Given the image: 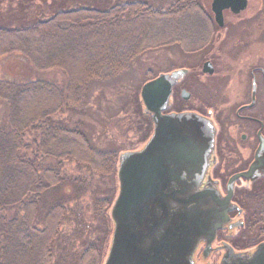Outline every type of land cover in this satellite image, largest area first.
<instances>
[{
	"label": "trees",
	"instance_id": "1",
	"mask_svg": "<svg viewBox=\"0 0 264 264\" xmlns=\"http://www.w3.org/2000/svg\"><path fill=\"white\" fill-rule=\"evenodd\" d=\"M173 5L164 10H176ZM161 10L145 0H95L56 8L28 26L0 20V57L17 52L37 71L65 76L62 84L0 80V264H92L89 253H99L101 239L89 240L92 224L108 222L118 156L127 150L95 141L120 114L141 118L139 130L150 131L138 92L157 73H143L135 91L139 77L126 85L119 77L164 44L157 28L173 16ZM96 89L93 111L88 103ZM107 90L116 95L115 108L102 101Z\"/></svg>",
	"mask_w": 264,
	"mask_h": 264
},
{
	"label": "flooded vegetation",
	"instance_id": "2",
	"mask_svg": "<svg viewBox=\"0 0 264 264\" xmlns=\"http://www.w3.org/2000/svg\"><path fill=\"white\" fill-rule=\"evenodd\" d=\"M212 1L170 2L176 10L161 11L188 20L186 42L155 49L166 63L156 76L184 70L172 82L162 114H194L212 127L204 158L174 170L179 183L197 184L208 200L193 264H221L264 243V166L244 176L256 153L264 156V0H225L218 6L221 25Z\"/></svg>",
	"mask_w": 264,
	"mask_h": 264
},
{
	"label": "water",
	"instance_id": "3",
	"mask_svg": "<svg viewBox=\"0 0 264 264\" xmlns=\"http://www.w3.org/2000/svg\"><path fill=\"white\" fill-rule=\"evenodd\" d=\"M223 3L212 1L218 25L222 22L218 6ZM183 73L182 69L163 73L140 87L139 99L153 131L141 149L118 156L117 193L108 211L113 230L103 264H193L208 200L204 191L196 190L197 184L179 183L174 170L204 158L213 135L211 125L194 114H162L172 82ZM255 161L245 177L264 166L262 154L256 153ZM171 184L176 188L166 191ZM221 264H264V243L249 255L225 257Z\"/></svg>",
	"mask_w": 264,
	"mask_h": 264
},
{
	"label": "rangeland",
	"instance_id": "4",
	"mask_svg": "<svg viewBox=\"0 0 264 264\" xmlns=\"http://www.w3.org/2000/svg\"><path fill=\"white\" fill-rule=\"evenodd\" d=\"M95 0H0V20L3 21L2 25L6 26H28L36 19H45L53 15L56 8H72L75 5H81L83 2L93 3ZM150 4L153 8H165L170 2L174 0H145ZM65 2V3H64ZM92 6V4H90ZM28 11V13H26ZM6 17V18H5ZM159 20V19H158ZM162 25L156 26L153 29H156L157 32L164 34L162 36V42L167 43H185L187 31H185V27L188 26L187 19H182L173 16L168 17L167 19H161ZM153 34V33H152ZM150 35L153 36V35ZM149 37V33L147 34ZM156 40V39H155ZM151 42V40H149ZM1 48V47H0ZM164 56V53H162ZM158 51L153 50L150 52H146L140 57H138L133 63L131 70L127 72L123 77H119L120 81L123 84L129 83V77L136 76L141 77L133 83L134 91L137 87V83L141 81L143 78V73L147 70L152 72V74H156L161 68H166V63H162V61L158 60ZM40 62H43L42 58H37ZM198 58H195V62ZM161 66V68H160ZM134 72V74H133ZM36 78L46 79L48 81L55 82L57 84H62L65 80V76L61 71L58 70H45V71H37L31 63L24 57L23 54L13 52L9 54L2 55L0 57V80H8L14 82H24L28 80H33ZM122 79V80H121ZM109 83V82H108ZM111 83V81H110ZM107 85V84H106ZM103 85L101 86L102 89ZM132 88V89H133ZM101 89H96V91L90 92L91 97L89 99V104L91 109L95 111L98 109L96 104L99 103L95 101V96L100 92ZM131 89V90H132ZM106 90V87L105 89ZM133 91V92H134ZM104 97L101 99L102 101L108 103L111 108H115L113 104H115V94H112L110 91H104ZM139 94V92H138ZM132 95V94H131ZM101 108H106L104 104H101ZM5 111V107L3 103L0 101V116L3 115ZM103 111V109H101ZM141 118L134 116L133 114H129L127 117H123V115H118L115 117L114 122L110 125L107 124L105 128V136L101 138H96L95 144L103 146L106 142L112 141L109 147L118 146L121 150H137L139 149L151 136V129L146 130L142 129L144 126L138 128V123ZM92 119L89 121L92 124ZM138 122V123H137ZM93 125V124H92ZM98 126L94 128L96 129ZM100 129V128H99ZM144 130V132H143ZM149 131V132H148ZM96 135V132L94 133ZM67 173H71L73 171L72 165H66ZM101 189H105L106 185H99ZM115 192L117 191V181H114ZM109 211V210H108ZM108 211L106 215L108 216ZM108 222L103 224L95 221L92 224L93 232H91L90 239H101L96 247H100L99 253L95 254L89 253V257L92 259V264H103L109 247V242L112 233V224L109 219ZM101 229H104L101 231ZM100 235V236H98ZM243 241V240H242ZM247 243V242H245ZM95 247V248H96Z\"/></svg>",
	"mask_w": 264,
	"mask_h": 264
}]
</instances>
